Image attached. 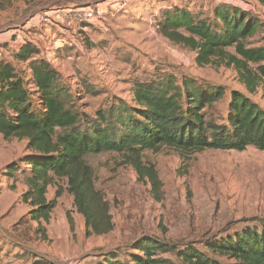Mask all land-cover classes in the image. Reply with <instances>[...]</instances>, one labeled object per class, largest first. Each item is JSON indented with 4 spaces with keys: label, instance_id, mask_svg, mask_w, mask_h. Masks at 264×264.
<instances>
[{
    "label": "rangeland",
    "instance_id": "1",
    "mask_svg": "<svg viewBox=\"0 0 264 264\" xmlns=\"http://www.w3.org/2000/svg\"><path fill=\"white\" fill-rule=\"evenodd\" d=\"M237 5L262 22L245 43L264 47V6L254 0H14L0 8V50L4 61L19 70L12 39L34 41L72 88L75 105L94 115L116 99L132 104L134 83L165 73L180 83L190 77L199 83L221 86L225 96L206 110L208 118L226 122L230 95L237 91L264 111V85L250 93L235 67V48H226L210 65L196 63L197 53L174 43L158 30L163 14L183 7L200 17H212L220 4ZM90 8L92 23L61 22L58 11ZM56 12V13H55ZM59 21V26L47 22ZM21 37V38H20ZM256 69L254 65H250ZM27 140L0 135V264H95L111 251L126 253L141 235L169 244L193 242L222 264L234 260L213 255L207 242L254 227L264 219V152L204 151L183 153L163 148L144 151L142 163L153 167L161 183L159 194L148 180L126 164L122 155H89L95 184L110 205L113 229L88 235L84 217L77 212L66 179L48 187V201L57 198L49 221H32L31 206L22 201L24 179L6 178V166L28 151ZM25 168V165H23ZM175 264H183L168 255Z\"/></svg>",
    "mask_w": 264,
    "mask_h": 264
},
{
    "label": "trees",
    "instance_id": "2",
    "mask_svg": "<svg viewBox=\"0 0 264 264\" xmlns=\"http://www.w3.org/2000/svg\"><path fill=\"white\" fill-rule=\"evenodd\" d=\"M12 1L0 0V8ZM254 1L264 6V0ZM157 27L166 39L196 52L200 66L210 65L226 48H235L238 58L231 57L227 64L236 68L241 83L252 94L264 85V47L245 43L258 33L262 22L241 7L220 4L212 17L174 7L163 14ZM16 50L14 61L28 63V72L0 58V135L27 140L28 151L34 155L8 164L3 175L24 179L27 191L22 201L31 206L32 221L50 220L60 193L48 201V187L56 179H66L87 234L99 236L113 229L110 205L85 160L89 155H122L159 194L156 171L142 163L144 151L244 152L255 148L264 152V111L237 91L230 95L226 122L219 123L208 118L206 110L224 98L223 87L190 77L178 83L175 76L163 73L134 83L132 104L119 98L87 115L75 105L72 88L42 57L39 47L25 41ZM257 221L254 227L207 242L208 251L234 260L233 264H264V219ZM168 255L183 264H222L193 242L179 246L151 235H141L124 254H104L95 264H175Z\"/></svg>",
    "mask_w": 264,
    "mask_h": 264
},
{
    "label": "built area",
    "instance_id": "3",
    "mask_svg": "<svg viewBox=\"0 0 264 264\" xmlns=\"http://www.w3.org/2000/svg\"><path fill=\"white\" fill-rule=\"evenodd\" d=\"M56 15H57L56 16L57 18H60L59 20L61 22H64L66 24L92 23V21L95 20L97 17V14L94 12V10H92L90 8H81V9H75V10L58 11L56 13ZM47 22L51 23L50 17L47 19ZM59 24H60L59 21H56L55 19H53V21L51 23V25H54L57 27L59 26ZM28 42L35 44L34 41L28 40ZM12 43L14 44L15 47H18L21 44L20 39L18 37H17V39H12Z\"/></svg>",
    "mask_w": 264,
    "mask_h": 264
}]
</instances>
